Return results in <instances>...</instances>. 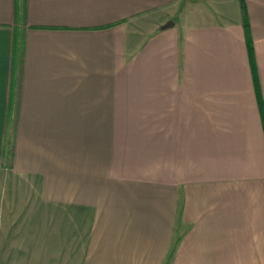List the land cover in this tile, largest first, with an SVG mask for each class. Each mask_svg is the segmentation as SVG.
<instances>
[{
    "label": "crops",
    "instance_id": "obj_1",
    "mask_svg": "<svg viewBox=\"0 0 264 264\" xmlns=\"http://www.w3.org/2000/svg\"><path fill=\"white\" fill-rule=\"evenodd\" d=\"M13 4L0 0V264H264L239 0ZM245 4L264 107V0Z\"/></svg>",
    "mask_w": 264,
    "mask_h": 264
},
{
    "label": "trees",
    "instance_id": "obj_2",
    "mask_svg": "<svg viewBox=\"0 0 264 264\" xmlns=\"http://www.w3.org/2000/svg\"><path fill=\"white\" fill-rule=\"evenodd\" d=\"M22 0H14L13 9L15 12V16L20 9L19 3H21ZM240 7H241V15H242V26L244 30V37H245V46L248 56V61L250 65L251 75L254 83L255 92L257 95V101L259 110L261 113V118L264 125V107L261 97V91L259 86V80H258V71H257V65L255 60V50L253 45V38L250 31V25L248 20V14L246 10V4L245 0H239ZM35 28H46L44 26H32ZM22 44V41H20L16 34L12 38L11 42V72L14 70V63L17 59L19 46ZM12 114V103L9 104V107L7 108L6 112V122H5V129H4V140H3V149H2V161H1V167H9L12 158H13V148H14V133H15V124L12 120L13 118Z\"/></svg>",
    "mask_w": 264,
    "mask_h": 264
},
{
    "label": "rangeland",
    "instance_id": "obj_3",
    "mask_svg": "<svg viewBox=\"0 0 264 264\" xmlns=\"http://www.w3.org/2000/svg\"><path fill=\"white\" fill-rule=\"evenodd\" d=\"M171 260H172V258H171V257H169V258H168V261H167V262L165 261V263H164V264H168V263H169Z\"/></svg>",
    "mask_w": 264,
    "mask_h": 264
}]
</instances>
